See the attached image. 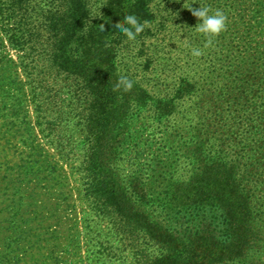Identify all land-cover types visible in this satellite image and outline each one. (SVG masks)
<instances>
[{
	"label": "trees",
	"instance_id": "16d2710c",
	"mask_svg": "<svg viewBox=\"0 0 264 264\" xmlns=\"http://www.w3.org/2000/svg\"><path fill=\"white\" fill-rule=\"evenodd\" d=\"M190 3L234 14L233 30L186 42L198 21L185 18ZM157 4L0 0V264L41 263L48 216L36 213L38 196L66 175L114 242L143 238L150 251L139 264H264V0H179V74L170 81L149 47ZM126 15L144 25L134 40L115 27ZM222 38L227 54L217 50ZM178 114L179 152L165 162L171 154L148 151L138 134L167 129ZM33 128L58 161L41 160ZM88 231L94 252L113 258L107 235Z\"/></svg>",
	"mask_w": 264,
	"mask_h": 264
},
{
	"label": "rangeland",
	"instance_id": "374dc122",
	"mask_svg": "<svg viewBox=\"0 0 264 264\" xmlns=\"http://www.w3.org/2000/svg\"><path fill=\"white\" fill-rule=\"evenodd\" d=\"M165 1L166 0L161 2V0H158V4L155 6L158 19H156V22L152 26V36L149 47L151 54H153L157 59L159 58L157 63L159 64L160 68L168 69L165 71V75L168 78L167 80L170 81L172 79L171 77L179 74V0H169L168 3H165ZM210 1L211 0H204L205 3ZM209 8L211 11L218 9L216 3H214L212 6H209ZM188 9L189 8L185 9L184 15L187 20L191 21L195 18V16H193L191 10ZM232 18L233 19L228 18L226 20V28L223 31L233 30L234 25L232 23L235 19L234 14H232ZM197 22L193 23L196 24ZM193 23H191L190 27L193 26ZM190 27L186 29L189 30V32L193 31ZM199 34L200 33H198V35ZM196 35L197 33L193 34V40H195ZM217 44V50H219V52L222 54H227V50L230 48L227 39H217ZM200 48L203 49V47ZM159 50H162L164 54H160L157 57L156 53ZM168 57L172 60H177L175 65H170L172 62L167 61ZM26 105L27 120L29 121V126H32L34 122V113L31 105L29 103ZM137 119L140 118L138 117ZM170 121L171 122L167 129L166 122L161 127V129L156 130L149 137L146 136L143 131H140L138 134L139 138H147V144L150 147L148 151L156 152V150H159V152H161V156H164V158L170 154L171 157L172 152H179V114L176 116V121L171 119ZM144 124V120H140L137 123V128L143 129ZM20 132L22 133V131ZM18 133L14 138V141L18 143L17 148H19V151L22 149L26 154H29L27 149L22 144V138H25L26 135L21 137ZM29 133H32V137L35 135V142L33 141V144L40 149L42 161L51 163L58 161L55 153L50 148L43 146L42 141L39 139V136L36 134V130L34 128L31 130V132L29 130ZM13 150L14 149H12L10 152H13ZM17 157V155H14L12 160H16ZM176 157V155H173L172 158L165 162H169ZM60 166L62 167V173L64 175L68 169L64 168L62 164H60ZM65 177L66 178L59 179L62 181L60 186H55L54 181H50L47 184L48 187L51 186L48 189V194L46 191L45 195H42L41 193L38 196L42 198L39 208L42 213H36L39 215L44 214L48 216V218L45 219L46 222L42 225L44 227L43 229L46 231H39L42 233L47 232L48 234L44 236V240L40 245L43 248L41 249V252L37 258L38 263L139 264L145 249L150 251L146 248L147 246L144 244L143 238H135L132 242H114L113 237L109 232L108 222L93 218L89 214L86 202L82 196V192L80 191L79 184L73 177L69 175H66ZM87 224L89 226H87ZM30 227L38 229L37 220L31 222ZM89 228H91L92 231H88ZM87 231L89 234L95 233L98 235H107L110 243H112L116 249V254L114 257L105 259L101 255L94 252L95 248L89 242V235L86 233ZM261 251L264 254V248H262ZM33 261L35 260H30L29 264L33 263ZM262 261L264 262V257ZM230 264L245 263L234 262Z\"/></svg>",
	"mask_w": 264,
	"mask_h": 264
},
{
	"label": "clouds",
	"instance_id": "9594fccd",
	"mask_svg": "<svg viewBox=\"0 0 264 264\" xmlns=\"http://www.w3.org/2000/svg\"><path fill=\"white\" fill-rule=\"evenodd\" d=\"M186 8H189L192 15L198 18V22L194 27H190L193 31L186 32L187 35L184 38L186 42H191V38L194 33H201L205 36L214 37L221 33L226 28L227 17L220 9L211 11L208 5H201L199 7H192V3L188 4ZM125 24H118L115 27L118 31L126 34L129 40H134L136 34L140 33L144 27L143 24L138 23L137 19L133 15H126L124 17ZM191 55L199 57L202 55L203 49L198 46H192L190 48ZM121 81L125 89L131 88L132 81L127 77H122ZM119 86V85H117Z\"/></svg>",
	"mask_w": 264,
	"mask_h": 264
}]
</instances>
